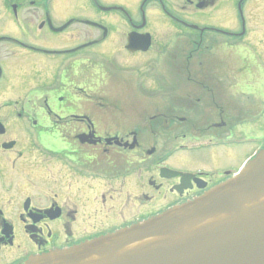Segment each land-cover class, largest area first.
<instances>
[{
  "label": "flooded vegetation",
  "instance_id": "obj_1",
  "mask_svg": "<svg viewBox=\"0 0 264 264\" xmlns=\"http://www.w3.org/2000/svg\"><path fill=\"white\" fill-rule=\"evenodd\" d=\"M131 35L151 46L129 50ZM116 53L126 69L155 54L184 85L162 69V99L141 101L149 73L129 69L141 99L110 101L97 65ZM263 148L264 0H0V264L193 202Z\"/></svg>",
  "mask_w": 264,
  "mask_h": 264
},
{
  "label": "water",
  "instance_id": "obj_2",
  "mask_svg": "<svg viewBox=\"0 0 264 264\" xmlns=\"http://www.w3.org/2000/svg\"><path fill=\"white\" fill-rule=\"evenodd\" d=\"M150 44L131 35L127 48ZM24 264H264V149L193 202Z\"/></svg>",
  "mask_w": 264,
  "mask_h": 264
},
{
  "label": "rangeland",
  "instance_id": "obj_3",
  "mask_svg": "<svg viewBox=\"0 0 264 264\" xmlns=\"http://www.w3.org/2000/svg\"><path fill=\"white\" fill-rule=\"evenodd\" d=\"M215 22L220 23L219 19H217ZM215 22L212 21V24L214 26L219 27V28H223V25L217 26ZM156 37L160 38L161 35H157ZM209 37H211V38H216L217 37L218 38V36H209ZM179 47L181 48L182 53L186 52V50H185L186 47H184L183 45H179ZM179 47H178V49H179ZM156 48H155V50H158L157 46H156ZM170 49H171V47H170ZM170 49H168V50H170ZM228 52H231V51H228ZM228 52L221 51L219 54H221V56L223 58L229 60L230 54L228 55ZM164 53H166V55H167L166 51ZM170 53H173V50L170 51ZM238 54L239 53L237 52V54L235 55V58L233 60L234 62L239 61V57L237 56ZM143 57H145V58H143V59H140V58H137V57L132 58L134 60V62L132 63L133 65L130 68H128V69H126L123 66V65H125V63H124L122 57L120 56V53H116L112 58H105L108 61L104 60V59L102 61H100L101 66L97 65V68L104 67L105 70L109 71V74H106V77L102 79V81L100 83V86H99V87H101L102 95H103L104 98H108V100L113 101V102L126 101L128 103H131L132 101L141 99V97L139 98V96L136 98L135 94L132 93L133 92V90H132V86L133 85L139 87L137 89L139 91L143 92V90L141 89V86H142L141 80L138 79L139 82H136V81H130L129 78L128 79L127 78L123 79V77H122V75H124L126 77L127 76L128 77L136 76L135 73H134V75H131L130 73L128 75L129 71H127V70H129V69L137 70V71H146L147 70L148 73H149V75H148L149 79L147 80V83H148V86H149V90L144 89L146 91V93H144V92L141 93L142 94V100L141 101H150V102H152L151 100H153V99H159V95L160 94L159 95L158 94H154L157 91L156 90H151V89L154 88L155 85L157 86L158 83L160 85L163 83L162 76H160V74L158 73L162 69H163V71H166V73H167V82L164 81V85L166 87H169L170 89H172V88H175V87H182L184 85L181 80H177L179 78L176 79V77L179 76V73L177 71L179 69L178 67H174V66H171L169 64L168 65L164 64V65H162V67H159V63L156 61V55L152 54V53L144 55ZM184 58H185V56H184ZM142 63H144L143 67H142ZM236 64H239V63H236ZM192 67L193 66L190 67L191 70L194 68V67L193 68ZM195 68H196V65H195ZM87 69H90L93 72L95 70V66L94 67L90 66V68H87ZM73 75H74V71H73ZM92 75H93L94 78H97V75L95 73H92ZM108 75H109V77H108ZM115 75H117L118 77H122L123 80L127 79V82L126 83H119L116 79H114ZM81 77L84 78V79H86L88 77L86 71H84L83 73H81L79 75V78H81ZM97 81H99V80H97ZM64 83L67 86L69 85L66 81ZM147 83H145V86L147 85ZM98 84H92V85H97L98 86ZM73 85H74V83H73ZM90 88H91V91H89V92H93V88L92 87H90ZM117 88L119 89L120 92L118 94V98H114V96H112L110 93L112 91L116 90ZM96 91H97V89H96ZM129 91L131 93H128ZM167 95H168V93H167ZM147 96H149L150 99L147 98ZM160 99H162V98H160ZM246 101L249 102L250 100H246ZM251 102H253V100ZM151 109H153V108H151ZM128 110H131V109H128ZM128 110L126 111V114L128 115V117H130V114L128 113ZM155 113L156 114L158 113L156 109L149 110L150 116H152ZM102 116H104V115H102ZM105 116H110V115H109V113H106ZM14 127H16V126H14ZM154 157H156V156H154Z\"/></svg>",
  "mask_w": 264,
  "mask_h": 264
}]
</instances>
